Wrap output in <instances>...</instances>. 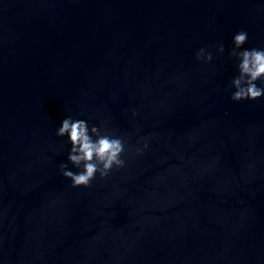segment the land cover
<instances>
[{
    "label": "water",
    "instance_id": "1",
    "mask_svg": "<svg viewBox=\"0 0 264 264\" xmlns=\"http://www.w3.org/2000/svg\"><path fill=\"white\" fill-rule=\"evenodd\" d=\"M240 28L264 46V0H0V264H264V97L229 88ZM68 114L122 136L126 165L72 186Z\"/></svg>",
    "mask_w": 264,
    "mask_h": 264
},
{
    "label": "clouds",
    "instance_id": "2",
    "mask_svg": "<svg viewBox=\"0 0 264 264\" xmlns=\"http://www.w3.org/2000/svg\"><path fill=\"white\" fill-rule=\"evenodd\" d=\"M249 39L246 28H240L232 34L230 56L235 58L236 73L232 76L229 88L231 99L255 100L264 97V46H245ZM219 51L224 52L225 44L219 43ZM196 58L211 61L213 52L201 46ZM133 114L136 110L133 108ZM57 136L66 137L69 142L67 158L60 162V169L65 177L70 178L72 186H91L99 175L108 177L114 167L123 168L127 161L124 138L113 134L109 128L92 123L88 118L65 115L56 127ZM148 147L147 139L143 147H136L137 153ZM69 163L75 167H70Z\"/></svg>",
    "mask_w": 264,
    "mask_h": 264
}]
</instances>
